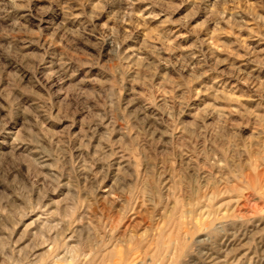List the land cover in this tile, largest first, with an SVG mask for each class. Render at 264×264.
I'll list each match as a JSON object with an SVG mask.
<instances>
[{"label": "rangeland", "instance_id": "rangeland-1", "mask_svg": "<svg viewBox=\"0 0 264 264\" xmlns=\"http://www.w3.org/2000/svg\"><path fill=\"white\" fill-rule=\"evenodd\" d=\"M0 264H264V0H0Z\"/></svg>", "mask_w": 264, "mask_h": 264}]
</instances>
